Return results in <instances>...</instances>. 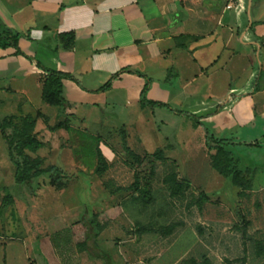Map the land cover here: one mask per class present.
<instances>
[{"label": "rangeland", "instance_id": "1", "mask_svg": "<svg viewBox=\"0 0 264 264\" xmlns=\"http://www.w3.org/2000/svg\"><path fill=\"white\" fill-rule=\"evenodd\" d=\"M39 35L22 47L19 41V55L47 63V46L53 41L47 33ZM129 71L116 72L119 77L103 90L116 73L97 82L101 87L94 91L80 86L88 78L67 79L64 97L71 105L65 108L31 105L23 95L0 89V120L35 114L41 107L50 124L69 123L52 140L53 150L47 144L29 152L44 156L45 167L52 163L64 170L67 185L60 190L51 185L49 174L28 185L16 183L0 130V204L5 194L14 197L0 213V264L6 255L4 241L15 243L7 249L16 255L12 263L23 264L22 239L32 237L34 244L37 236H47L43 234H52L56 244L53 264H264V121L258 117L243 125L233 119L229 103L187 98L173 74ZM0 81L9 80L1 76ZM41 125L39 120L38 130ZM121 127L128 146L142 156L138 164L123 148ZM207 132L233 142L227 149L239 160L247 188L213 167L215 149L206 146ZM98 148L109 164L102 176L95 173ZM156 150L163 157H153ZM172 174L191 184L178 189L168 179ZM117 187L123 189L112 194L110 189ZM201 193L207 200L198 204ZM91 213L106 227L88 250H81L70 226ZM28 253L34 263H45L35 250Z\"/></svg>", "mask_w": 264, "mask_h": 264}, {"label": "crops", "instance_id": "2", "mask_svg": "<svg viewBox=\"0 0 264 264\" xmlns=\"http://www.w3.org/2000/svg\"><path fill=\"white\" fill-rule=\"evenodd\" d=\"M1 24L23 34L21 47L41 32L53 41L47 46V63L21 57L12 47L0 48V78L9 80L3 85L0 81V89L23 95L31 105L46 103L47 73L36 65L44 62L45 69L73 75L67 79L88 78V83L80 81L86 91L100 88L97 82L126 68L173 74L187 98L201 104L229 103L233 119L243 125L258 117L264 121V0H0ZM70 31L75 32V45L66 50L57 43V35ZM37 112L34 132L53 150L52 140L69 123L52 125L41 107L33 115ZM41 136L50 139L43 141ZM43 235L47 236H37L34 244L32 237L29 242L22 239L23 264H42L29 260L30 248L44 264H53L56 244L52 234ZM4 243V264H13L16 255L7 249L15 243Z\"/></svg>", "mask_w": 264, "mask_h": 264}, {"label": "trees", "instance_id": "3", "mask_svg": "<svg viewBox=\"0 0 264 264\" xmlns=\"http://www.w3.org/2000/svg\"><path fill=\"white\" fill-rule=\"evenodd\" d=\"M28 35V32L25 33ZM23 34L16 31L6 25H0V47L15 49L16 54H23L19 41ZM59 45L66 50H70L75 45L76 35L75 32H63L57 36ZM29 58V57H28ZM31 61L33 59L29 58ZM36 65L46 71V76L43 79V97L46 103L54 105L60 108H65L67 101L64 97L63 81L67 78H73V75L68 72L59 70L45 69L40 62H36ZM120 73L114 74L111 79L106 82L99 90L109 88L113 81L119 77ZM143 101V100H142ZM144 102V101H143ZM150 104L169 107L167 103L159 101H151ZM40 115L37 112L36 115L31 113L25 115H8L0 120V130L7 142L10 159L15 166L14 180L20 184H31L34 179L39 178L44 174H49L50 183L57 189H63L67 185V175L64 170L54 164L44 166V156H32L31 153H37L41 148L45 146L44 142L40 141L34 130L36 126V118ZM122 144L123 148L128 156L135 162L140 163L142 161L141 154H138L132 150L125 137V127H121ZM233 142L227 138H218L214 134L207 132L206 146L210 149H215V154L212 157L213 167L223 176L231 178L233 184L247 188L248 185L243 177V171L239 167V160L233 155V152L229 149L230 144ZM249 145H253L250 143ZM98 159L95 167V173L98 176H102L108 169L109 164L103 155L100 148L97 151ZM153 157H163L161 150H156L151 154ZM169 181L173 182L178 189H181L183 185L189 186L191 183L189 180H182L172 174L168 177ZM135 188L136 182L129 188ZM122 187L110 189L112 194L121 191ZM207 200V196L201 193L198 198V204ZM14 202L12 194L7 193L4 195L0 204V213H3L10 204ZM118 207V206H117ZM106 227V223H102L96 214H89L82 219L75 221L71 224L70 230L74 238L76 239V246L81 250L89 249V242L95 240L99 233Z\"/></svg>", "mask_w": 264, "mask_h": 264}, {"label": "built area", "instance_id": "4", "mask_svg": "<svg viewBox=\"0 0 264 264\" xmlns=\"http://www.w3.org/2000/svg\"><path fill=\"white\" fill-rule=\"evenodd\" d=\"M232 5L231 4H228L227 7H231Z\"/></svg>", "mask_w": 264, "mask_h": 264}]
</instances>
